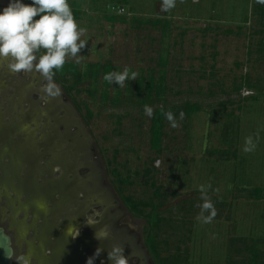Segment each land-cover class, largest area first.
Returning a JSON list of instances; mask_svg holds the SVG:
<instances>
[{
	"label": "rangeland",
	"instance_id": "rangeland-1",
	"mask_svg": "<svg viewBox=\"0 0 264 264\" xmlns=\"http://www.w3.org/2000/svg\"><path fill=\"white\" fill-rule=\"evenodd\" d=\"M39 1L80 13L41 26L27 0H0V226L12 264H152L145 221L122 203L114 167L129 175L124 194L147 199L150 169L165 205L180 203L170 215L185 219L168 238L194 262L221 263L230 239L264 237V195L247 193L264 192V52H256L264 26L255 0ZM56 57L80 70L109 63L110 82L100 76L93 95L87 83L66 95L45 73ZM161 72L167 105L201 109L166 120L157 154L149 145L156 104L138 103L136 83ZM245 75L262 88L256 101L255 90H235Z\"/></svg>",
	"mask_w": 264,
	"mask_h": 264
},
{
	"label": "trees",
	"instance_id": "trees-1",
	"mask_svg": "<svg viewBox=\"0 0 264 264\" xmlns=\"http://www.w3.org/2000/svg\"><path fill=\"white\" fill-rule=\"evenodd\" d=\"M27 2L29 5L35 6L34 14L41 26L46 25L51 19H76L80 13L75 4L67 8H54L40 3L39 0H27ZM121 3L125 4L124 2ZM15 12L18 17H23L26 10L21 8V6H16ZM252 12L258 16L261 26H264V0H255ZM106 18L111 21L116 19L115 15H109ZM119 20L124 21L123 18H119ZM149 22L153 26L160 25L162 30H166L168 27L167 20L164 19H155ZM258 32L264 36L262 28ZM256 52L259 55L264 52V39L258 43ZM161 64H166L164 59L161 61ZM112 70L113 66L109 63L105 65L89 64L85 70H80L75 62L57 57L50 59L47 66H45V73L62 86L66 95H70L74 91L76 93L80 92L82 86L86 83V91L93 95L97 90L98 78L101 76L104 84L108 85ZM163 74L161 72L156 81L153 77L149 76L147 82L144 83L142 79H139L136 83V96L139 98L138 103L142 107L156 104L150 117L149 145L157 154L161 151L163 127L166 120L169 118L174 119L181 113L185 117H190L201 109L199 103L189 101L180 105H167L163 96L166 88ZM242 86L255 90L256 94L249 96V98L253 101L258 100V93L262 92V88L256 83H252L249 76L245 75L242 84L237 86L235 90L239 91ZM102 97L104 100L109 99L106 89L102 90ZM119 101V94L116 92L112 102L113 104H118ZM238 108L241 109L240 106ZM88 115H90L89 110ZM226 115L232 117L233 113L228 112ZM212 152L225 158L230 153L229 150H213ZM109 172L122 203L131 214L145 221L144 246L152 264H264V237H236L230 239L225 259L221 263L192 261L186 249L179 250V247L175 246V244L172 245L168 238L174 231L180 229L177 222H182L185 219V215H182L179 221L174 217L175 214L172 213L173 217L170 215L171 210L180 209V203H174L170 206L165 205L166 193L161 191L160 185L156 184V180L150 173V169L144 171L146 178L144 182L152 189L151 195L147 199H137L132 194H124V187L131 183L129 175H126L124 178L115 167L111 168ZM247 193L251 198L255 199H260L264 195L263 189L260 187H253ZM207 212L206 214L209 215L210 211ZM184 241L185 239L181 242Z\"/></svg>",
	"mask_w": 264,
	"mask_h": 264
},
{
	"label": "water",
	"instance_id": "water-1",
	"mask_svg": "<svg viewBox=\"0 0 264 264\" xmlns=\"http://www.w3.org/2000/svg\"><path fill=\"white\" fill-rule=\"evenodd\" d=\"M12 255L11 238L0 226V264H12Z\"/></svg>",
	"mask_w": 264,
	"mask_h": 264
},
{
	"label": "flooded vegetation",
	"instance_id": "flooded-vegetation-1",
	"mask_svg": "<svg viewBox=\"0 0 264 264\" xmlns=\"http://www.w3.org/2000/svg\"><path fill=\"white\" fill-rule=\"evenodd\" d=\"M4 231H5V229H4ZM6 232V231H5ZM7 233V232H6Z\"/></svg>",
	"mask_w": 264,
	"mask_h": 264
}]
</instances>
